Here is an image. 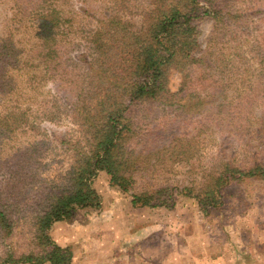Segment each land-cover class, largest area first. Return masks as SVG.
I'll use <instances>...</instances> for the list:
<instances>
[{"label":"trees","instance_id":"obj_1","mask_svg":"<svg viewBox=\"0 0 264 264\" xmlns=\"http://www.w3.org/2000/svg\"><path fill=\"white\" fill-rule=\"evenodd\" d=\"M142 1L144 6L137 4L132 10L145 20L137 26L129 17L125 18L130 0H105L101 20L94 28H87L86 34L76 41L75 45L81 51L77 58H66L59 50L58 37L54 34L58 29V17L53 8L49 6V13L40 10L36 14L33 48L36 61L30 63L32 73L27 72L30 83L37 78L43 80L58 75L61 64L67 60V74L74 66L77 69L78 63L86 66L74 75L80 84L76 99H82L81 104L91 98L86 88L90 83L98 81L101 86L110 79V86H98L102 94L93 107L80 106L79 112L83 113L81 128L71 140L61 143L65 146L57 148L60 153L46 147L45 154H41L43 152L37 146L44 140H37L32 134L27 137L31 142L25 147L8 145L15 142L18 131L34 132L38 117L52 121L59 117L52 110L59 114L66 112L68 108L64 102L58 103L55 98L45 101L47 106L30 120L18 110H4L0 115V264H70V248L58 245L48 230L54 222L72 217L80 208L98 207V196L91 185L97 171H105L112 185L126 191L132 174L146 169L145 161L134 151L135 147L147 143L149 124H141L139 118L149 117L146 109L149 104L178 103L179 93L183 91L184 97L201 105L213 87L214 92L223 94L224 87L231 84L232 98L229 102L219 100L216 112H224L228 107L225 111L228 116L245 113L243 119L247 121L255 107L264 112V31L256 35L258 40L244 38L240 44V35H246L247 21L227 20L224 14L227 10L222 11L220 2L200 6L197 0ZM209 13L213 17V29L205 42L206 51L194 56L197 31L192 19ZM45 16L49 20H44ZM218 41L221 45L214 55L211 47ZM0 47V59L12 66L18 60L12 51L13 44L2 42ZM227 48L232 52L223 53ZM244 52L251 53L250 58H244ZM20 63L23 64L21 60ZM115 66H120L122 73L114 72ZM170 68L180 74V83L174 92L167 87ZM118 77L121 83H116ZM12 88L9 86L6 93ZM77 101L74 102L77 104ZM257 101L261 106L254 105ZM248 123L242 121L241 129L244 130ZM68 130L74 131L72 127ZM180 150L188 151L189 159L195 157V152H189L188 148L181 147ZM61 153L66 158L65 168L54 176L40 171L52 161L59 162ZM154 153L158 155L159 152ZM260 153V149L249 152L245 155L248 160L243 162L238 154L232 158H219L203 170L204 182L194 194L199 205L219 204L221 190L243 177H263L264 159ZM172 193L169 184L145 187L132 192L130 201L138 206H166ZM17 230L23 233L21 237L25 240L19 246L10 243Z\"/></svg>","mask_w":264,"mask_h":264},{"label":"rangeland","instance_id":"obj_2","mask_svg":"<svg viewBox=\"0 0 264 264\" xmlns=\"http://www.w3.org/2000/svg\"><path fill=\"white\" fill-rule=\"evenodd\" d=\"M104 2L105 0H45L44 3L41 0H0V46L2 42L13 44L12 51L18 56L12 66L0 59V115L4 114V110H18L30 120L31 116L47 106L44 105L45 101L53 98L58 103L64 102L68 108L61 114L52 110L54 114H58L55 116H59L52 121L38 117L35 120L37 129L34 132L18 131L15 142L8 147H25L31 142L27 138L29 134L36 136L37 140H44L37 146L43 152L41 154H45L46 147L57 149L65 146L61 143L71 140L78 133L76 130L81 128L80 123H83L80 106L87 104L93 107L102 94L101 88L110 86V79L101 86L98 81L90 83L86 88L91 98L85 99L81 104L82 99H76L80 84L74 75L85 70L86 66L82 62L78 63L77 69L74 66L67 74V60L61 64L58 75L53 74L43 80L37 78L33 83L27 78V72L32 73L30 63L35 64L36 61L33 49L36 43L34 26L36 14L40 10L49 13V6L53 8L58 17V29L54 30V34L58 37L59 50L65 57L77 58L81 51L75 45L76 41L86 34L87 28H94L101 20L105 12ZM197 2L200 6L207 2H220L222 11L227 10L224 13L227 20L247 21L246 35H240V44L244 38L258 40L256 35L264 31V0ZM137 4L145 5L142 0H130L125 18L129 17L139 26L145 20H142L138 12L133 13ZM44 20H49L48 16ZM192 24L197 31V46L193 55L199 56L206 51L205 42L213 29V17L210 13L194 17ZM220 45V42L212 45L214 55L219 51ZM231 52L229 48L223 51ZM250 55L249 52L243 54L246 59ZM213 60L216 58L213 57ZM255 66L253 61V67ZM114 70L122 73L120 66H115ZM167 79L169 91H176L180 83L179 72L170 68ZM117 82L121 83L122 80L118 77ZM234 82L238 84L236 79ZM9 86L13 88L6 93ZM224 90L225 93L221 94L214 92L213 87L209 97L201 105L184 97L182 91L179 93L178 103L163 105L154 102L146 107L149 117L139 118V122L149 124L146 129L147 143L135 147L134 151V154H140L139 158L145 161L146 169L136 170L132 174L126 191L112 185L105 171H97L91 185L98 196V207L80 208L72 217L54 222L48 230L49 236L58 245L70 248V264H241V224L262 227L257 241L249 238V233H243L242 238H247L250 245H260L264 249V176L243 177L226 185L221 190L220 203L214 206L201 207L194 197L199 184L204 182L202 171L217 159L232 158L238 154L243 162L248 160L246 154L258 149L264 159L263 110L255 107L249 113V121L243 119L245 113H230L228 116L225 112L228 107L224 112H216L219 100L229 102L230 97L232 98V85L224 87ZM259 102L254 105H260ZM242 121L249 122L244 130L241 129ZM69 127L74 131L69 132ZM181 147L195 152V157L189 159L188 151H181ZM171 150L174 153H170ZM155 151L159 152L158 155H155ZM56 152L60 153V149ZM66 166V158L61 153L59 162L52 161L40 171H47L54 176ZM164 184L173 188L172 199L166 206L131 204L132 192ZM22 234L19 230L14 232L10 243L15 246L23 244L25 240L22 239Z\"/></svg>","mask_w":264,"mask_h":264},{"label":"crops","instance_id":"obj_3","mask_svg":"<svg viewBox=\"0 0 264 264\" xmlns=\"http://www.w3.org/2000/svg\"><path fill=\"white\" fill-rule=\"evenodd\" d=\"M260 228L241 224V264H264V249L260 245H250L247 238H242L243 233H249V238L257 241Z\"/></svg>","mask_w":264,"mask_h":264}]
</instances>
